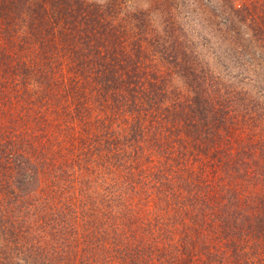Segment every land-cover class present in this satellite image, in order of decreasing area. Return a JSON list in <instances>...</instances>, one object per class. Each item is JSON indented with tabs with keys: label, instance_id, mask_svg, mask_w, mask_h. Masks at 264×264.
<instances>
[{
	"label": "rangeland",
	"instance_id": "rangeland-1",
	"mask_svg": "<svg viewBox=\"0 0 264 264\" xmlns=\"http://www.w3.org/2000/svg\"><path fill=\"white\" fill-rule=\"evenodd\" d=\"M0 264H264V0H0Z\"/></svg>",
	"mask_w": 264,
	"mask_h": 264
},
{
	"label": "trees",
	"instance_id": "trees-1",
	"mask_svg": "<svg viewBox=\"0 0 264 264\" xmlns=\"http://www.w3.org/2000/svg\"><path fill=\"white\" fill-rule=\"evenodd\" d=\"M36 150H38V149H34V151H35V153L37 154V152H36ZM23 161L21 162V164L19 165V170H21V169H25L24 167H25V164H26V162L24 161V158L22 159ZM16 168L14 167L13 168V170H15ZM21 174H22V179H27L28 177H27V172H25V171H21ZM36 175V173L34 172V174L33 175H29V178H33V176H35ZM6 178H7V180H8V178H9V175H7L6 176ZM6 178H4V179H6ZM21 179V180H22ZM18 183V182H17ZM38 187V190H39V193L38 192H36V190L35 191H33V194H32V196L34 195V201H33V204L34 205H36L35 207H36V209L33 211V214H35V212H37V211H39V209L43 206L42 204H43V202H44V200H42V198H41V193L44 191V194L45 193H47L46 191H45V186H44V184H42L41 183V185L40 186H37ZM38 199H39V205H37V203H38ZM21 206H23V207H29L30 205H31V203H29L28 201H23V202H21V204H20ZM43 220V219H42ZM44 222V221H43ZM28 227H26V229H25V226H24V231H26L27 233L28 232H30L31 230H32V225H31V227H29V230L27 229ZM46 240H47V237L45 238ZM39 249H40V247H39Z\"/></svg>",
	"mask_w": 264,
	"mask_h": 264
}]
</instances>
